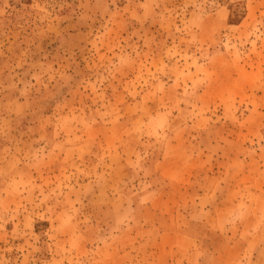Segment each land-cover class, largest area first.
I'll return each instance as SVG.
<instances>
[{
    "label": "rangeland",
    "instance_id": "rangeland-1",
    "mask_svg": "<svg viewBox=\"0 0 264 264\" xmlns=\"http://www.w3.org/2000/svg\"><path fill=\"white\" fill-rule=\"evenodd\" d=\"M0 264H264V0H0Z\"/></svg>",
    "mask_w": 264,
    "mask_h": 264
},
{
    "label": "crops",
    "instance_id": "crops-1",
    "mask_svg": "<svg viewBox=\"0 0 264 264\" xmlns=\"http://www.w3.org/2000/svg\"><path fill=\"white\" fill-rule=\"evenodd\" d=\"M237 243H239L243 248L246 247V244H245V243H242V242H240V241H237ZM178 250H179V248H177V250H176V248H172V250H171V253H172V263H173L174 259L176 258V257H173V255H174ZM174 256H175V255H174ZM255 258H256V259H259V258H261V257L256 256Z\"/></svg>",
    "mask_w": 264,
    "mask_h": 264
}]
</instances>
